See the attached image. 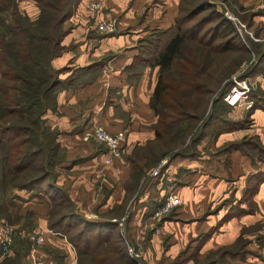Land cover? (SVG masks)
<instances>
[{
    "label": "trees",
    "instance_id": "trees-1",
    "mask_svg": "<svg viewBox=\"0 0 264 264\" xmlns=\"http://www.w3.org/2000/svg\"><path fill=\"white\" fill-rule=\"evenodd\" d=\"M33 1L37 12L31 16L19 7L18 0H0V216L8 219V193L14 188L36 186L38 190L49 192L48 184L42 186L40 183L64 156V149L55 140L57 129L47 125L43 115L56 106L57 91L67 82V78L59 75L62 69L52 65V59L64 48L61 43L67 31L64 22L72 15L79 0ZM215 4L212 0H179L172 24L148 35L140 46L137 59L143 61L146 58L149 64L158 65L150 98V106L157 115L154 125L157 142L164 139L171 128H177L182 137L189 134L200 119L199 130L191 137V140L196 137V142L214 119L223 122L216 126L218 131L249 121L246 117L238 120L216 111L232 107L222 100L228 85L224 81L247 58L245 53L229 56L237 50L247 52V49H244L245 43L233 22L222 15ZM205 8L209 9L208 13L194 19ZM208 22L213 24L206 25ZM253 45L258 54L252 69L255 72L264 61V50L256 41ZM213 80L218 90L212 99L210 113L206 117L200 116L190 106V99L203 97L211 90L209 84ZM253 99L255 103L249 112L263 106L257 97ZM8 132L14 135H7ZM244 142L248 143L244 140L229 143L224 151L241 148ZM250 144L262 155L264 147L255 139ZM28 169L32 172L24 173ZM60 204L61 201H55L49 209L47 225L65 232L81 224V228L68 235L78 253L77 264H112L113 256L121 257L119 249L107 243V237L101 232L93 244L84 236L90 230L108 226L104 225L107 221H89L76 213H71L70 221H67L64 212L56 207ZM30 248L31 240L15 237L12 253L3 255L0 264H24L22 260L27 258ZM46 250L53 263L63 264V253L51 246Z\"/></svg>",
    "mask_w": 264,
    "mask_h": 264
},
{
    "label": "crops",
    "instance_id": "crops-1",
    "mask_svg": "<svg viewBox=\"0 0 264 264\" xmlns=\"http://www.w3.org/2000/svg\"><path fill=\"white\" fill-rule=\"evenodd\" d=\"M90 1L94 0H79L74 12L64 23L67 28L61 41L64 48L52 59V65L63 69L60 77L67 78V82L58 89L56 106L48 110L46 116L50 126L57 129L55 140L64 149L63 158L54 167L63 168L59 177H63L61 181L67 197L75 203H86L89 194L85 198L82 196L89 185L88 176L104 174L105 182L115 180V187H111L105 200V203H110L119 201L124 192L133 190L136 182L142 180L138 177V164L144 162V166H147V162L159 158V152L148 150L157 142L154 131L157 115L150 106V98L158 75V65L149 64L146 58L138 60L137 57L148 35L172 24L179 0H98L104 15L114 18L116 22L115 30L107 33L98 31L92 22L86 6ZM238 1L245 7L264 4L263 0ZM75 71L77 73L74 74ZM234 107L227 109V115L238 120L246 117L249 124L232 130L214 132L215 128L204 132L195 144L200 151L191 157L182 156L175 162L177 167H191L190 172L181 168L178 173L177 191L183 203H197L205 195L212 197L221 192L225 197L232 194L237 199L243 193H250V201L240 202L255 204L253 210L239 217L241 221H246L264 216V159L251 148L242 151L218 149L227 141L247 135L254 136L258 143L264 145V108L255 107L249 112L243 107ZM97 125L125 131L122 153L111 163L104 162L108 154L107 147L86 134L87 130ZM100 161L108 164L106 173H100ZM255 173L262 177L256 176L251 184L252 189H249V182ZM189 178L190 182L186 184ZM35 192L33 190L31 194ZM118 192L119 197H116L114 194ZM7 205L12 212L9 217L12 221L7 219L8 223H15L19 217L18 211L10 206L16 203L12 200ZM48 213L49 209L46 211L47 217ZM0 219L5 220V217ZM46 223L47 219L44 221ZM42 229L57 232L49 238L52 242L64 236L61 231L47 225ZM42 232L44 239V234L48 236L49 232ZM15 237L7 251H3L0 246V259L12 253ZM260 250L264 252L263 245ZM31 251L27 256L29 260L32 259ZM33 263L55 264L50 256Z\"/></svg>",
    "mask_w": 264,
    "mask_h": 264
},
{
    "label": "rangeland",
    "instance_id": "rangeland-1",
    "mask_svg": "<svg viewBox=\"0 0 264 264\" xmlns=\"http://www.w3.org/2000/svg\"><path fill=\"white\" fill-rule=\"evenodd\" d=\"M212 1L216 3L217 9L222 15L226 16L224 9L227 8L228 11L237 15L247 25L253 26L251 28L247 27L250 32L242 31L244 40L242 38L241 40L245 43V48H243L247 49V52L237 50L229 56L233 57L237 53H245L247 58L243 60L236 71L226 78L224 83L227 82L228 85L225 91L231 84V76L236 74L240 78L246 77L247 81L252 85V95L258 98L257 101L264 108V61L258 65L257 71H252L258 60V54L255 51L253 42L260 43V49L264 50V4L258 7L252 5L245 7L240 5L238 0ZM98 2L100 3L99 12L105 16L101 9V2ZM18 5L31 16L37 12V6L33 0H18ZM208 11V8L201 10L194 16V19L204 16ZM5 16L9 18L8 13ZM89 16L95 25L91 10H89ZM213 22H208L206 25H211ZM236 30H238L237 27ZM209 86L212 87L211 90L205 93L203 97H191L190 99V106L193 111L197 112L200 116L204 115V117L210 113L212 99L216 96L218 90V85L216 86L214 80ZM255 97L250 96L253 101L252 105L255 103L253 99ZM222 100L224 99L222 98ZM249 108L245 109L248 110ZM47 111L43 117L45 123L50 126L46 116ZM216 111L218 114H225L229 117L226 112L227 109L223 111L221 108H218ZM200 121L201 119L197 120L195 128L189 134H185L182 137L177 128L176 130L171 128L164 139L150 146L148 150H151L152 153L159 152V158L154 162H147V166H144V162L138 164V173L140 174L138 177L142 180L138 181V183L136 182L133 190L124 192L123 196L119 197V192L115 193L116 197H122L119 201L105 203L106 196L111 191V187H115V180L111 179V181L105 182L104 177L106 175L96 176L93 174V176L86 175L89 179V185L85 190L86 194L82 196V198H85L89 194L86 203H75L71 198L67 197L66 188L62 184L63 181H61L63 177H59V172L63 168L59 169L56 167H53L51 172L46 175L45 180L40 183L42 186L45 183L46 186L48 184L49 192L38 190L37 186L30 189L14 188L8 193L9 198L7 202L10 203L13 200L16 203V205L10 206V208L17 209V215H19L15 223H10L17 230L21 231L14 236H24L27 238L28 232L44 231L48 233V229H42L44 225H47V223L44 224V221L48 220L46 211L51 208L55 201H61V204L56 207L59 211L64 212L62 214H64L67 221H70L71 216L69 215L71 213H76L83 218L87 217L89 219L107 221L104 225L108 226L97 231L90 230L84 236L91 239L89 241L91 244L94 243L96 237L100 236L99 232H101V235L106 236L108 239L107 243L110 242L113 247L115 246L119 249V253L121 254V257L113 256L115 261H111L112 264H131L132 262L133 264H264V252L260 250L261 246H264V216L257 219H246V221H241L239 218L242 213L250 212L255 206L254 203H240L244 200L250 201V193H243L237 199L232 194L225 197L221 192L212 197L205 195L197 203H183V199L179 194L180 192L178 193L177 191L179 186V180L177 181L178 173L181 171V168H184L186 172H190L191 167L186 165L177 167L175 162L179 158H182V156L191 157L196 155L197 151H200L197 145H195L196 141L194 139L196 137L193 139L194 141L191 140L192 135H195L201 126ZM219 124L223 125V122L220 119H214L212 124L206 127V131L215 130L216 128L214 132H217L216 126ZM243 125H246V123ZM7 135L11 136L14 133L8 132ZM252 139L255 138L251 135L243 136L240 139H233L221 145L218 150L224 151V148H227L229 143L244 140L248 143L244 142L241 144V148L244 150L251 148L254 153H257L258 148L251 147L253 145L250 144ZM259 144L264 147L263 144ZM236 145L238 146L239 143ZM241 148L237 149L241 150ZM232 150L235 149L232 148ZM146 152L144 151V153ZM259 156L264 159V151ZM99 164L100 173H106V166L108 164L104 162ZM157 166H159L158 173L152 174L151 170ZM31 172L32 170L28 169L24 173ZM63 172L65 173V171ZM257 173H255L256 176L260 177L261 175ZM256 176L253 174V177H251L253 179L249 182V189H252L253 186L251 184ZM248 177L250 178V174ZM178 179L181 178L178 177ZM109 182H112V186ZM189 182L190 178L186 181V184ZM152 184L155 185L150 188ZM33 190L37 191L34 195L31 194ZM171 192L177 193L178 196L180 195V203L162 216H153L156 207ZM81 206L83 207L81 208ZM7 210L10 217V213L12 212L9 210V207ZM4 217L7 223L10 220L12 221L11 218ZM79 228H81V224L74 225V228H71L70 231H61V234L64 235L62 236L63 238L60 240L54 239V242L49 240L52 236L51 232L48 233V236L44 234L45 238L42 242L31 241L30 250L32 249V251L30 255H32V259L26 258L22 262L24 264H34V261L35 263L41 261V258L49 256L46 249L51 246L64 254L63 264H77L79 259L78 253L73 247V243L68 239V235ZM82 243L83 241L80 242V245ZM55 264L57 263L55 262Z\"/></svg>",
    "mask_w": 264,
    "mask_h": 264
},
{
    "label": "built area",
    "instance_id": "built-area-1",
    "mask_svg": "<svg viewBox=\"0 0 264 264\" xmlns=\"http://www.w3.org/2000/svg\"><path fill=\"white\" fill-rule=\"evenodd\" d=\"M87 8L92 11V15L94 16L96 29L102 33L112 32L115 30V20L110 17H105L101 15L99 12L100 3L98 1H90L87 3ZM224 14L230 18L235 27H237V31L240 37L244 40V34L242 31L250 32L247 28L248 25L242 21L237 15L231 13L224 9ZM231 84L228 89L222 94V98L224 101L229 103L231 106H243L245 108H249L252 106V99L250 98V94L252 91V85L245 78H240L239 75L231 76ZM87 135L93 137L94 139L103 143L107 149L108 154L104 159V162L111 163L114 159L119 157L122 153L123 144L125 142V131L122 129L110 130L101 125L94 126L92 129L87 130ZM159 170V166L155 167L151 170L152 174H157ZM180 199L177 193L171 192L168 193L163 201L156 207L153 212V216H162L167 211H169L172 207L179 204ZM52 234H56L57 232L48 229ZM21 231L17 230L12 224L7 223L4 219H0V246L3 251H7L9 249V245L13 240L15 234H19ZM27 238L31 241L42 242L43 233L42 232H28Z\"/></svg>",
    "mask_w": 264,
    "mask_h": 264
}]
</instances>
